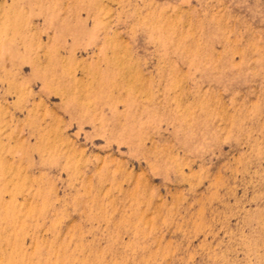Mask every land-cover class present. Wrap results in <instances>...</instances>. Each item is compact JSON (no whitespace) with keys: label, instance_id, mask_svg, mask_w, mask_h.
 Returning <instances> with one entry per match:
<instances>
[{"label":"rangeland","instance_id":"1","mask_svg":"<svg viewBox=\"0 0 264 264\" xmlns=\"http://www.w3.org/2000/svg\"><path fill=\"white\" fill-rule=\"evenodd\" d=\"M0 264H264V0H0Z\"/></svg>","mask_w":264,"mask_h":264}]
</instances>
